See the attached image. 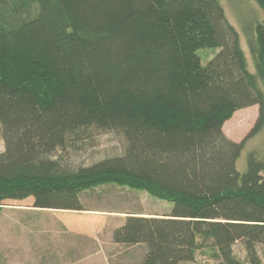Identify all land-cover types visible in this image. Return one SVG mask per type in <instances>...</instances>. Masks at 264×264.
<instances>
[{
    "label": "trees",
    "instance_id": "obj_1",
    "mask_svg": "<svg viewBox=\"0 0 264 264\" xmlns=\"http://www.w3.org/2000/svg\"><path fill=\"white\" fill-rule=\"evenodd\" d=\"M244 27L256 73L219 0H0V207L84 211L95 187L143 190L174 208L113 233L145 246L142 264L194 262L208 248L240 264L239 243L260 264L264 147L242 174L237 162L264 128V24ZM202 49L219 52L204 65ZM255 106L252 131L228 138L230 118ZM92 129L121 133L126 148L77 166L68 148Z\"/></svg>",
    "mask_w": 264,
    "mask_h": 264
},
{
    "label": "rangeland",
    "instance_id": "obj_2",
    "mask_svg": "<svg viewBox=\"0 0 264 264\" xmlns=\"http://www.w3.org/2000/svg\"><path fill=\"white\" fill-rule=\"evenodd\" d=\"M223 8L225 9L226 16L229 23L235 29H237L240 39L241 47L245 52L246 61H248V70L251 73L255 72V61L251 50L249 49L248 38L245 35L246 29L244 24L247 22H254L255 24H264V10L256 4L254 0H219ZM253 31H255L253 29ZM198 55L201 58V62L207 65L216 53L219 51L214 49H202L198 51ZM260 87L264 89V84L259 81ZM259 107H251V109L240 110L230 118L224 126L223 131L228 138L234 142L241 143V141L252 131V128L258 121ZM243 125L242 131L236 130L237 125ZM85 138L80 140L71 141L68 154L69 160L77 166H92L94 163L103 161L108 157H116L122 155L126 142L124 136L121 133L98 131L92 129L87 133ZM264 147V128L263 132L252 138L247 144L245 150L242 152V157L237 162V169L242 174L246 170L247 156L249 152L253 150H261ZM5 149V143L2 139V129L0 125V154ZM114 186V192L106 193L105 190L98 189L88 190L83 192V196L88 192L84 201L86 206L92 207L94 203L99 202L100 205L107 204L109 207L116 209L121 208L125 212L140 209L147 215H155L157 217L164 218V216H170L174 208V205L165 200H159L154 196H151L148 192L143 190H134L127 187H122L114 184H105L95 188H105V186ZM113 189V188H112ZM93 191V192H91ZM98 194L100 200L95 201ZM105 198H107L105 200ZM117 198L121 199V202L116 203ZM98 199V198H97ZM115 202V203H113ZM17 202H6L0 207V264H39L36 260L30 263V258H40L43 251V245L40 240H36V232L32 229L29 232H21L23 223L30 226L41 224L39 214L32 212L30 215L22 214ZM23 210V209H22ZM28 228V226H27ZM27 230V229H26ZM20 234H19V232ZM26 233V234H24ZM36 236V237H35ZM118 253V252H117ZM140 250L127 251L126 248L122 250L118 256L110 259L111 264H134L136 260L140 259ZM234 255L239 260L240 264H254L247 256L243 245L240 243L236 245L234 249ZM258 256L260 264H264V249L258 248ZM195 261L183 264H222V261L215 257L212 249H201L195 255Z\"/></svg>",
    "mask_w": 264,
    "mask_h": 264
},
{
    "label": "crops",
    "instance_id": "obj_3",
    "mask_svg": "<svg viewBox=\"0 0 264 264\" xmlns=\"http://www.w3.org/2000/svg\"><path fill=\"white\" fill-rule=\"evenodd\" d=\"M114 188L118 189L112 185L111 187L94 188V190L97 192L98 189H102L108 193L116 191ZM86 195L88 192L81 195L82 206H85L84 211L35 209L33 208V199H27V204L18 206L22 212H25L22 214L30 215L34 212L39 214L41 219V224L30 226L23 223V227L20 229L21 232L26 233L31 229L37 231V237H35L36 240H40V243L37 242L36 246L43 245V249L40 250L43 251V255L38 259L31 257L30 263L36 260L39 264H111L110 259L118 256L126 248L127 251L140 250V259L136 260L137 262L134 264H142L147 252L145 246L129 248L122 244L117 245L114 242L113 233L124 225L130 216L147 218L157 216L147 215L140 209L125 212L119 207L116 209L107 206V204L100 205L99 202L89 207L84 201ZM97 200H100L98 194L95 201ZM115 200L116 203L121 202L120 198ZM26 201L14 202L24 204Z\"/></svg>",
    "mask_w": 264,
    "mask_h": 264
}]
</instances>
